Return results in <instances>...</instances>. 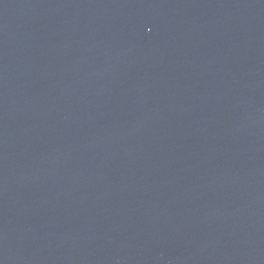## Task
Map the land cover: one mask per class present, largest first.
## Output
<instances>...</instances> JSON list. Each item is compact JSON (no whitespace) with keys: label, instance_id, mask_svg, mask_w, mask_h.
I'll use <instances>...</instances> for the list:
<instances>
[{"label":"water","instance_id":"1","mask_svg":"<svg viewBox=\"0 0 264 264\" xmlns=\"http://www.w3.org/2000/svg\"><path fill=\"white\" fill-rule=\"evenodd\" d=\"M0 264H264V0H0Z\"/></svg>","mask_w":264,"mask_h":264}]
</instances>
